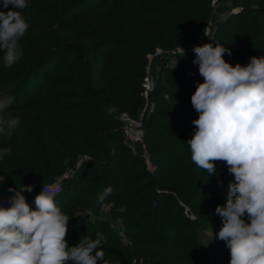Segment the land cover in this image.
<instances>
[{
    "label": "trees",
    "instance_id": "1",
    "mask_svg": "<svg viewBox=\"0 0 264 264\" xmlns=\"http://www.w3.org/2000/svg\"><path fill=\"white\" fill-rule=\"evenodd\" d=\"M213 1L27 0L21 59L7 68L0 51V92L14 97L8 113L21 120L0 135V148L11 149L0 160V195L33 185L24 195L35 209L42 186L58 182L69 246L102 233L109 264H229L224 241L199 238L206 226L220 230L215 209L226 204L234 176L226 162L209 176L191 160L187 141L199 116L191 96L203 82L193 48L221 43L233 66L264 56V0ZM209 22V36L196 42ZM191 42L170 65L167 56ZM148 71L154 87L145 98ZM112 106L118 118L107 114ZM123 114L141 122L135 147L125 140Z\"/></svg>",
    "mask_w": 264,
    "mask_h": 264
},
{
    "label": "clouds",
    "instance_id": "2",
    "mask_svg": "<svg viewBox=\"0 0 264 264\" xmlns=\"http://www.w3.org/2000/svg\"><path fill=\"white\" fill-rule=\"evenodd\" d=\"M9 5L11 10H0V51L7 68L21 59L20 40L29 28L19 11L28 7L27 0H2L0 6L8 9ZM193 51L203 82H197L191 96L199 113L187 141L191 160L209 176L216 174L217 161L226 162L234 176L226 204L215 209L222 220L215 235L230 251L229 264H264V56L251 57L246 66H233L224 59L225 53L232 55L231 50L221 43H205ZM13 102L8 92H0V135H11L21 123L8 113ZM106 111L118 118L115 106ZM10 154V148H0V160ZM33 188L10 187L13 195L7 206L0 205V264H109L103 234L97 233L95 239L85 235L70 247L66 235L71 217L57 205V191L42 186L33 209L24 195ZM111 193V186L106 187L97 203Z\"/></svg>",
    "mask_w": 264,
    "mask_h": 264
},
{
    "label": "built area",
    "instance_id": "3",
    "mask_svg": "<svg viewBox=\"0 0 264 264\" xmlns=\"http://www.w3.org/2000/svg\"><path fill=\"white\" fill-rule=\"evenodd\" d=\"M217 1V0H216ZM216 1H213V5H216ZM150 59H152V56H149ZM154 87V78L151 75V73L148 71L146 77L144 78V83H143V88H144V96L145 98L148 97V93L153 89ZM122 121H123V132H124V137L125 140L132 145V147H135V144L142 139L143 136V130L141 127V122L132 119L129 115L123 114L122 115ZM54 188V190L57 191V193L60 191V185L58 184H53L50 185ZM8 201V200H7ZM7 201H3L0 203V205L7 206ZM109 209L108 205H103L102 210L107 211ZM83 212H77V215H80ZM119 221V220H117ZM120 222V226L116 227L115 224L114 226L119 230L120 234L123 233V225Z\"/></svg>",
    "mask_w": 264,
    "mask_h": 264
},
{
    "label": "rangeland",
    "instance_id": "4",
    "mask_svg": "<svg viewBox=\"0 0 264 264\" xmlns=\"http://www.w3.org/2000/svg\"><path fill=\"white\" fill-rule=\"evenodd\" d=\"M228 14V11H225V12H222L220 14H217V17L218 18H225ZM211 28H212V22H209L200 32L199 34L196 36V42H200L204 39H206L209 34H210V31H211ZM194 45V42H191L190 44L188 45H185V46H181L179 47L175 52L173 53H170L167 58L168 60H170V65H174L175 64V57H174V54L175 53H183L181 51V48L185 51H189L190 49H192ZM163 60V59H162ZM162 60H160L159 62L156 63V66H155V70L158 69V67L160 66V64L163 62ZM55 184H58V182H56ZM10 196H5V195H0V203L3 202V201H7L9 199ZM114 224L116 227H119L120 226V222L119 221H114ZM219 231L213 227V226H206L203 230H201L199 232V238L202 242L204 243H209V242H213V241H220L218 238H216V235ZM214 233V235H213Z\"/></svg>",
    "mask_w": 264,
    "mask_h": 264
},
{
    "label": "crops",
    "instance_id": "5",
    "mask_svg": "<svg viewBox=\"0 0 264 264\" xmlns=\"http://www.w3.org/2000/svg\"><path fill=\"white\" fill-rule=\"evenodd\" d=\"M5 196H10V195H5Z\"/></svg>",
    "mask_w": 264,
    "mask_h": 264
}]
</instances>
